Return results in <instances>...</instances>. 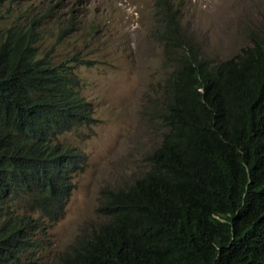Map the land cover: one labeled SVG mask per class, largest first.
Instances as JSON below:
<instances>
[{
  "label": "trees",
  "instance_id": "trees-1",
  "mask_svg": "<svg viewBox=\"0 0 264 264\" xmlns=\"http://www.w3.org/2000/svg\"><path fill=\"white\" fill-rule=\"evenodd\" d=\"M154 6L173 62L162 108L152 110L165 127L161 140L146 154L142 174L99 189L101 218L51 264H264V38L252 37L239 52L209 63L180 31V1L154 0ZM26 12L14 18L22 26L0 28V199L16 193L9 177L19 187L48 190L45 163L54 149L39 142L46 124L48 131L58 125L54 109L43 106L32 122L16 110L22 91L67 81L63 64L58 70L34 58L36 18L29 21ZM43 164L44 174L34 177ZM68 187L58 183L44 200L59 211ZM13 243L20 252L27 247L11 231L0 233V257Z\"/></svg>",
  "mask_w": 264,
  "mask_h": 264
},
{
  "label": "rangeland",
  "instance_id": "rangeland-1",
  "mask_svg": "<svg viewBox=\"0 0 264 264\" xmlns=\"http://www.w3.org/2000/svg\"><path fill=\"white\" fill-rule=\"evenodd\" d=\"M12 1L11 11L0 9V28L10 22L22 26L14 19L18 8L33 10L44 0ZM178 1L180 31L209 63L239 52L252 37L264 38V0H172L173 5ZM73 10V28L57 43L51 59L78 50L91 61L75 71L84 79L81 94L91 101L93 122L63 136L86 159L72 174L70 195L59 218L47 227L35 264H51L77 233L101 218L95 210L99 189L125 186L142 174L148 168L146 154L159 144L165 128L152 110L162 108L173 62L154 0H59L55 11L61 25ZM53 41L41 39L39 50L45 52Z\"/></svg>",
  "mask_w": 264,
  "mask_h": 264
},
{
  "label": "clouds",
  "instance_id": "clouds-1",
  "mask_svg": "<svg viewBox=\"0 0 264 264\" xmlns=\"http://www.w3.org/2000/svg\"><path fill=\"white\" fill-rule=\"evenodd\" d=\"M4 2L6 4L4 3L0 9L4 7L6 10L11 7L13 1L9 0L7 2V0H4ZM58 2L59 0L54 2L52 0H44L39 7L33 10L28 9V7H19L18 12L27 10L26 14L29 13L26 18L29 21L31 18H36L33 26L37 31L34 58L39 60L41 64L55 66L58 70V65L63 64L66 67V84H64L62 78H59L53 81V86L41 88L39 91L34 89L22 91L19 107L16 111H20L22 117L32 122L35 113L44 112L43 106L51 105L54 109L53 112L58 125L55 126L53 131H48L46 124L39 143H45L54 149V158L45 163L49 180L48 190L61 182L69 185L61 198L63 205L64 200L69 197L72 189V174L82 167L86 159L83 156V151L75 144L64 141L63 136L67 131L78 125H88L93 122V108L91 101L81 94L84 79L75 71L77 66H88L91 61L84 58L78 50L68 53L58 60L53 61L51 59L57 43L73 28L75 17L74 9L63 19V25H61L60 20L57 18L59 14L56 15L55 11ZM6 5L9 8H6ZM9 11L11 10L9 9ZM32 14L34 17H30ZM54 16L56 18L52 20ZM24 17L19 16V18ZM56 23L59 25H55ZM50 37H53L54 41L51 42L45 52L40 51L38 44L40 40ZM57 89H59L57 94L52 95V92ZM70 92L73 93L70 95ZM78 117H80V120ZM38 169H40V172H38ZM38 169L34 171V177L44 174V164ZM10 178L5 181L15 183L17 189L16 193L11 192L0 199V233L8 236L11 231L19 238L20 243L24 241L27 247H24L23 251L21 250L20 252V245L13 243L12 250L0 257V264H35L36 258H39L37 256L40 255L37 251L45 244L47 227H50L51 223L59 218V214L62 212V205L61 211H58V209L51 206V203L44 200V195L48 190L44 193H38L37 186H33L32 189H28L25 186L19 187L17 182ZM60 196L61 193L56 197L60 198ZM7 228H10V231Z\"/></svg>",
  "mask_w": 264,
  "mask_h": 264
}]
</instances>
